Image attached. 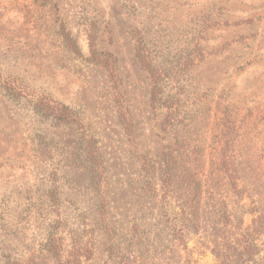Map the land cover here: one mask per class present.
<instances>
[{"label": "rangeland", "instance_id": "1", "mask_svg": "<svg viewBox=\"0 0 264 264\" xmlns=\"http://www.w3.org/2000/svg\"><path fill=\"white\" fill-rule=\"evenodd\" d=\"M259 217L264 0H0V264H219Z\"/></svg>", "mask_w": 264, "mask_h": 264}, {"label": "trees", "instance_id": "2", "mask_svg": "<svg viewBox=\"0 0 264 264\" xmlns=\"http://www.w3.org/2000/svg\"><path fill=\"white\" fill-rule=\"evenodd\" d=\"M93 54L96 56L101 53L97 52L96 50H93ZM147 59L148 58L145 57V60L142 61L144 64L150 65L149 63H151V61H148ZM157 83H158L157 86L160 87L159 82ZM68 116H70V114L66 113L67 118ZM71 119H75V118H71ZM165 176H166L165 181L167 185H169V181L171 178L170 169L166 168ZM226 226L227 224H225V227ZM171 227H173L171 228L172 237L176 242L179 243L178 245L181 246V244H185V240L187 236V228L185 223L177 219L174 226ZM263 232H264V221L262 220V217L255 219L254 224L252 226H249L243 230L241 229L239 236L235 237L234 236L235 234L231 230L225 232L222 237L221 247H216L213 249V252L219 264H244L247 258H249L248 253H251L250 250L257 249V245L255 244L256 237L261 235ZM59 244L61 245L60 237L57 238V232L52 231L49 234L46 243L47 249L50 252H52L53 255L58 257L61 263L69 264L70 263L69 260H62V254H60Z\"/></svg>", "mask_w": 264, "mask_h": 264}]
</instances>
